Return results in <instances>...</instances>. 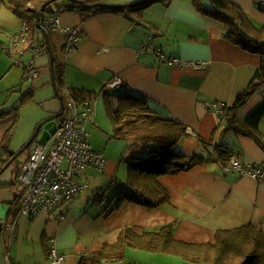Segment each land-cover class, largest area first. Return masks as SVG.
Masks as SVG:
<instances>
[{"label":"crops","instance_id":"1","mask_svg":"<svg viewBox=\"0 0 264 264\" xmlns=\"http://www.w3.org/2000/svg\"><path fill=\"white\" fill-rule=\"evenodd\" d=\"M136 1L104 0V3L126 5ZM231 1L255 26H264V0ZM58 21L62 27H77L80 34L69 55L64 50L65 34L56 31L48 36L55 58L62 64L65 86L101 92L110 78H119L121 84L111 89L112 93H132L146 98L152 109L184 124L186 134L175 149L187 156L202 150L199 138L209 139L218 124L212 104L225 102L230 105L260 65L258 53L224 38L223 23L200 12L192 0H154L140 13L99 12L85 19L76 10H64L59 12ZM21 22L14 14L12 4L0 0V49L5 52V55L0 53L3 64V67L0 65V94L9 86L17 91L15 84L20 80L17 65L22 66V80L28 78L24 66L31 59L37 69L36 77L41 76L39 68H49L47 51L34 55L32 50H26L24 53L29 56L25 64L21 58L24 53L18 57L3 49L2 44L10 43ZM38 37H42L41 31ZM157 49L182 60L203 61L204 66L195 70L160 62L155 54ZM14 64L16 66L12 67ZM12 73H16V77L10 76ZM263 98L264 84L238 110V116L243 117L240 111L245 115ZM61 101L59 104L52 102L50 114L61 110ZM93 115L91 124L95 120L94 110ZM12 116L13 113L0 118V145L5 140ZM258 127L264 136V114ZM224 137L226 144L232 147L233 155L242 163L261 165L264 162V150L252 138L236 133H227ZM5 145L10 150L9 139ZM6 168L0 173L3 178H0V218L14 219V228L11 235L5 233L2 239L0 237L2 264L47 263L50 238L55 239L57 249L64 254L65 264H78L82 255L97 250L105 242L115 241L119 230L125 226L139 231L174 222L176 238L199 243L213 241L218 229L264 221V178L256 179L227 170L218 161H209L176 175L160 176L159 181L166 187L170 201L157 208L148 209L129 201L115 207L117 198L107 204L88 206L92 197L88 196L84 203L78 193L63 206L61 217H58L60 209L34 217L15 216L14 193L18 194V189L12 184L14 167ZM98 170H103L108 177L116 171L107 160ZM83 179L88 180L86 173ZM92 183L97 184L94 180ZM128 249L133 255L134 248ZM163 255V260L155 264H207ZM105 264L133 263L124 258Z\"/></svg>","mask_w":264,"mask_h":264},{"label":"trees","instance_id":"2","mask_svg":"<svg viewBox=\"0 0 264 264\" xmlns=\"http://www.w3.org/2000/svg\"><path fill=\"white\" fill-rule=\"evenodd\" d=\"M6 1L12 4L14 14L21 21L27 23L29 36L35 38L45 48L43 38L38 37V33H40L38 23L42 7L44 14L76 10L82 19H85L99 12L140 13L154 0H137L131 5L126 4L125 7L117 8L104 5L90 6L95 2L104 3V0ZM192 2L200 12L223 23L224 38L260 55V65L246 88L236 96L230 105L225 106V112L218 118V124L209 139L199 138L202 150L193 155L187 156L175 149L180 138L186 134L184 124L166 113L152 109L146 98L132 93L111 94L109 93L110 89L105 90L104 88L101 92H96L84 88L66 87L63 80L62 64L57 62L55 50L52 47L54 78L58 92L61 93L62 108L66 97L82 105L86 102H93L101 94L106 114L111 122L110 137L119 141H129L134 145L143 144L147 149L143 156L135 153L131 155L127 165L126 179L120 181L122 189L114 196L115 199L117 198L115 207L123 201H129L148 209L157 208L170 201L166 187L159 181L160 176L176 175L209 161H218L225 167V162L234 154L232 147L223 142V137L227 133L250 137L264 150V136L258 127L259 119L264 114V98L243 117L238 116V110L264 84V26H255L246 13L231 0H192ZM49 34L48 30V36ZM31 95L32 90L25 89L18 99V106L27 102ZM16 109L17 107L0 109V118L13 113L12 123L6 130L3 144L0 145L2 148L0 169L15 153L7 149L5 142L9 139V132L15 122ZM124 157L122 160H125ZM14 160L8 167H14L15 179L13 182L17 183L16 175L25 159L17 164H14ZM259 166L264 167V162ZM227 170L234 169L228 168ZM93 199L99 201L102 199V195H95ZM14 201L15 207H17V193H14ZM263 224L264 221L259 224L246 223L234 228L218 229L213 241L199 243L176 238L174 222L139 231L125 226L119 230L115 241L105 242L97 250L82 255L78 264H105L108 261L123 260L128 248L174 255L195 263L264 264Z\"/></svg>","mask_w":264,"mask_h":264},{"label":"built area","instance_id":"3","mask_svg":"<svg viewBox=\"0 0 264 264\" xmlns=\"http://www.w3.org/2000/svg\"><path fill=\"white\" fill-rule=\"evenodd\" d=\"M43 24L50 32H62L66 36L64 50L69 55L80 38L77 27H62L57 13L43 15ZM29 28L25 21L20 29L11 37L9 44H2L9 54L21 56L26 50H32L34 55L44 52L45 48L29 36ZM158 61L178 68L190 67L202 69L203 61L182 60L168 56L161 49L155 51ZM31 59L25 65L29 79L35 78L37 69ZM119 78L112 77L104 85L105 90L120 86ZM93 102L77 104L66 97L62 108V115L52 134L43 144H35L30 149L25 160L21 163L16 175L18 188V203L15 216L34 217L41 213L62 208L81 190L87 187L86 180L82 181L87 167L102 169L105 164L103 153L94 150L89 144L86 125L93 122ZM225 102H214L212 109L217 118L224 114ZM225 168L234 169L239 174H247L256 179L264 178V167L242 163L232 155L226 162ZM14 219L0 218V237L5 233L11 235ZM45 264H65V256L58 249L54 238L48 240ZM37 264V263H35Z\"/></svg>","mask_w":264,"mask_h":264},{"label":"rangeland","instance_id":"4","mask_svg":"<svg viewBox=\"0 0 264 264\" xmlns=\"http://www.w3.org/2000/svg\"><path fill=\"white\" fill-rule=\"evenodd\" d=\"M57 15L59 16V13ZM0 53L5 55V52H3L2 49H0ZM28 56V53H24L21 57L22 61L25 64L28 63ZM0 65L1 67H3V64H1V62ZM15 66L16 64H14L12 67ZM17 66L20 70V80L17 84H15L17 85V91H14L11 88L12 86H9L6 87L0 94V109L17 107L15 122L11 131L9 132V140L11 145L10 150L12 149L14 152L19 151L28 142L38 123L50 115V112L52 110H49V106L52 104V102H58V104L60 103L55 96L54 89L51 84L50 69L48 67L38 69V71L41 72L40 77H35L32 79L27 78L25 80H22V66L20 64ZM12 72H14V69ZM10 76L16 77V73H12ZM27 87L28 89L32 90V95L27 102L18 106V99L22 95V93L25 92V89ZM259 90H262V88ZM109 93L113 94L111 91H109ZM98 96L99 97L92 103L94 108L93 110L95 112L94 123H88L86 125V130L89 133L88 141L91 143L94 150L103 153L105 160L109 161V163H112L116 171L112 177H108L103 173V170H98L97 168L94 169L93 167H88L85 169L84 173H86L88 176L89 181H86L89 184V188H84L79 192V194H77L79 195L78 198L80 200H84V203L88 201V196L92 197L88 202V204H90L88 206H94L95 204L103 205L113 201L115 199V193L119 191V189H121V179L123 181L126 177L127 165L131 159V155L135 153L136 155L143 156L147 151L146 147L143 144L134 145L129 141H119L110 137L112 127L103 105V98L100 97L101 94H99ZM240 116H244L242 111H240ZM223 142L226 143L225 137H223ZM35 144V142H32L23 152H21L15 158L14 164L23 161L27 153L32 147H34ZM122 157H124L125 160H122ZM85 179H83L82 181H84ZM93 180L94 183L96 182L97 184H93ZM15 186L16 189L19 188L17 183H15ZM92 190H94V192ZM80 195L82 197H80ZM95 195H102V199H100L99 201L94 200L93 198ZM64 205H66V203ZM129 250L131 249H127L125 251V259L126 261L133 264H155L163 260L165 256L160 253L155 254L138 249H132V255L128 253ZM2 263L3 258L0 254V264Z\"/></svg>","mask_w":264,"mask_h":264},{"label":"water","instance_id":"5","mask_svg":"<svg viewBox=\"0 0 264 264\" xmlns=\"http://www.w3.org/2000/svg\"><path fill=\"white\" fill-rule=\"evenodd\" d=\"M71 1V0H69ZM127 4V5H131ZM106 6V7H111V8H117V7H125V5H109L106 3H101V2H95L91 4L90 6ZM43 7L40 9V21L38 23V29L41 31L42 38L45 42V49L48 53L49 56V69H50V74H51V84L54 89L55 96L61 101V96L58 92L56 83H55V78H54V69H53V59H54V54L49 42V37H48V30L47 27L43 24ZM62 108V107H61ZM62 115V110L50 114L46 118H44L41 122L38 123L37 127L35 128L32 136L28 140V142L17 152H15L9 159L8 161L4 164V166L0 169V173L4 171V169L21 153L23 152L32 142H35L36 144H43L47 138L49 137L50 134L53 133L55 130V119L60 117ZM41 134L39 135L40 130ZM38 137V138H37ZM37 138V139H36Z\"/></svg>","mask_w":264,"mask_h":264},{"label":"flooded vegetation","instance_id":"6","mask_svg":"<svg viewBox=\"0 0 264 264\" xmlns=\"http://www.w3.org/2000/svg\"><path fill=\"white\" fill-rule=\"evenodd\" d=\"M54 121H55V125H57V123H58V121H59V117L56 118ZM41 131H42V129L40 130L39 135L41 134ZM37 138H38V137H37ZM37 138H36V139H37Z\"/></svg>","mask_w":264,"mask_h":264}]
</instances>
